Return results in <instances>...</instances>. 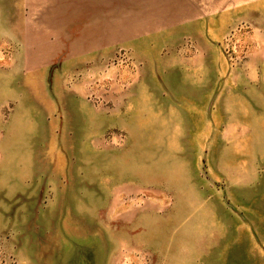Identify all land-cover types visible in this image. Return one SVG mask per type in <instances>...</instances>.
Returning <instances> with one entry per match:
<instances>
[{"label":"rangeland","instance_id":"374dc122","mask_svg":"<svg viewBox=\"0 0 264 264\" xmlns=\"http://www.w3.org/2000/svg\"><path fill=\"white\" fill-rule=\"evenodd\" d=\"M221 4L0 0V264H264V0ZM197 10L211 107L127 42Z\"/></svg>","mask_w":264,"mask_h":264},{"label":"crops","instance_id":"0c3cea01","mask_svg":"<svg viewBox=\"0 0 264 264\" xmlns=\"http://www.w3.org/2000/svg\"><path fill=\"white\" fill-rule=\"evenodd\" d=\"M228 0H222V12L223 10H226V15L224 17L228 18V24L231 22V10H236L237 8L241 7V3L244 2L246 3V0H233L234 3H228ZM216 13L214 12H209L207 10L206 13H199L198 10L195 13V20L192 26L191 30H194L196 32V35H198V46L202 50V53H199L192 56V54H188L187 52H173L172 56H169V53L163 55L164 49H169L172 47V40L177 39V42H180L179 46H182L183 41H184V35L186 34L185 31L181 28L177 31L174 28H159L153 31H146V29H138V35L131 37L128 39V46L134 51L136 55L139 57H146L147 55H150V57L143 59V62L145 65L147 64H156L158 65V70L162 73H168V72H174L176 69L179 71L182 70V67H186L185 69H188L185 71L191 74H196V80L199 82V85L197 86L199 90H202L203 92H206V98H207V104L210 107L214 106V100L211 98V101L208 99L209 94L213 97L214 96V81H215V75L213 72V68L210 64V60L208 58H203L204 56L202 55H208L207 53L211 50V44L212 41L209 36V34L213 33H223L226 31L227 25H224L222 30L219 29V25H217V30L215 32L214 29H211V27H206L204 28V24L202 18H206L207 20V25L211 26L216 25V20L215 18H211L215 15ZM223 14V13H221ZM214 21V23H213ZM233 22V21H232ZM153 34H159L161 37L156 38ZM163 39L166 40V44L163 45ZM118 43L117 39L113 40L111 43V46L116 45ZM94 58L95 60L97 58H101V45L98 47L94 46ZM98 48V50H97ZM179 48V47H178ZM100 50V51H99ZM204 53V54H203ZM190 55V56H188ZM154 60V62L150 61ZM181 67H180V66ZM183 71V70H182ZM181 71V72H182ZM200 75V77H199ZM234 75V74H233ZM244 77L245 76L244 74ZM248 78V77H247ZM235 78H232L231 80H234ZM249 80H256V78L252 79L250 78ZM209 89L212 90L209 92ZM205 90V91H204ZM209 109V108H208ZM212 112L214 113L213 107L211 108Z\"/></svg>","mask_w":264,"mask_h":264}]
</instances>
